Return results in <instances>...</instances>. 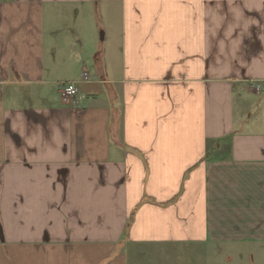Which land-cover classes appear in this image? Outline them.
<instances>
[{"label": "crops", "instance_id": "crops-1", "mask_svg": "<svg viewBox=\"0 0 264 264\" xmlns=\"http://www.w3.org/2000/svg\"><path fill=\"white\" fill-rule=\"evenodd\" d=\"M244 246L264 263V0H0V264Z\"/></svg>", "mask_w": 264, "mask_h": 264}, {"label": "rangeland", "instance_id": "rangeland-1", "mask_svg": "<svg viewBox=\"0 0 264 264\" xmlns=\"http://www.w3.org/2000/svg\"><path fill=\"white\" fill-rule=\"evenodd\" d=\"M256 248L257 247L254 246L237 247V253L233 256L234 261L230 263L226 262L224 259V254L229 248L222 247V255H217L216 250H213L205 264H264L255 261L253 262L251 256L256 254L255 251H253Z\"/></svg>", "mask_w": 264, "mask_h": 264}, {"label": "built area", "instance_id": "built-area-1", "mask_svg": "<svg viewBox=\"0 0 264 264\" xmlns=\"http://www.w3.org/2000/svg\"><path fill=\"white\" fill-rule=\"evenodd\" d=\"M83 77L84 80L86 81L89 80L88 73H84ZM77 94H78V86L77 83L75 82L66 85L60 91L61 98L65 103H69L70 101H72L77 96Z\"/></svg>", "mask_w": 264, "mask_h": 264}]
</instances>
